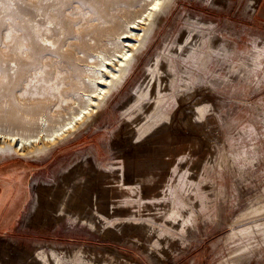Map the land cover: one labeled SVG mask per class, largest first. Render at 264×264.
<instances>
[{
	"label": "rangeland",
	"instance_id": "374dc122",
	"mask_svg": "<svg viewBox=\"0 0 264 264\" xmlns=\"http://www.w3.org/2000/svg\"><path fill=\"white\" fill-rule=\"evenodd\" d=\"M241 3L173 0L85 123L42 153H0V163L47 162L31 174L13 230L0 232V264H264V26ZM94 14L82 0H0V114L29 129L42 114L68 116L62 94L81 100L88 58L75 44L94 42ZM14 33L30 48L16 47ZM46 37L72 49V62ZM19 129L0 119V130ZM37 183L44 202L27 225Z\"/></svg>",
	"mask_w": 264,
	"mask_h": 264
},
{
	"label": "bare ground",
	"instance_id": "6f19581e",
	"mask_svg": "<svg viewBox=\"0 0 264 264\" xmlns=\"http://www.w3.org/2000/svg\"><path fill=\"white\" fill-rule=\"evenodd\" d=\"M173 0H82L83 3H87V5L95 12L97 20L100 22L99 30L96 29L94 42L90 43L89 40L82 41L81 43L74 44L76 47H80L82 51H87V58L88 62L85 64L87 65V69L85 72V80L81 84H84L82 87L80 86L81 91L77 93L80 95L81 100L73 97V93H71V89L66 91L62 94L63 98H69L72 100L71 107L69 108V114L65 118L57 119L51 121V118L48 117L46 114H42L41 123L38 125V129L35 127H31L30 129L24 126V120L21 116H17L14 113H8V115L0 114V119L6 121H15L19 120V124L22 127V130L19 129L18 131H3L0 130V153L4 151H16L21 154H39L46 149L58 142L59 140L66 137L69 133H71L76 128L80 127L83 123H85L95 112L99 110L102 102L106 100L108 95H110L113 90L123 82L127 72L130 69L134 59L136 58L137 54L145 47L147 41L151 33L155 30V28L161 22L163 15L166 14L169 10ZM217 1V0H216ZM38 2V1H37ZM72 4V3H71ZM140 6V8H136ZM85 7V6H83ZM255 1H251L248 8L254 9ZM86 8V7H85ZM136 8V9H135ZM44 10V9H43ZM87 9H85L86 11ZM12 11V10H11ZM45 12V11H44ZM58 12V11H57ZM56 12V13H57ZM64 12V9L63 11ZM68 12V11H67ZM82 12V11H81ZM41 13V12H39ZM91 13V12H90ZM89 13V14H90ZM43 14V13H42ZM93 14V13H92ZM94 14V15H95ZM80 15V14H79ZM78 15V16H79ZM85 15V14H82ZM88 15V14H87ZM93 15V16H94ZM52 16V15H51ZM58 16V15H57ZM120 16L124 18V21L121 22V25L118 27L113 26L114 21L116 18ZM66 17V16H65ZM71 17V16H70ZM69 17V18H70ZM83 17V16H82ZM88 15L85 18H89ZM68 18V17H67ZM75 18V17H74ZM77 18V17H76ZM84 18V17H83ZM95 18V17H94ZM58 19V18H57ZM60 19V18H59ZM71 19V18H70ZM69 19V20H70ZM121 19V18H120ZM119 22L117 24L120 23ZM62 20V19H61ZM60 20V21H61ZM56 22V23H60ZM73 21V19H72ZM80 21V19H79ZM91 21V20H90ZM89 21V22H90ZM63 22V21H62ZM88 22V21H87ZM18 24V23H17ZM75 24V23H74ZM59 25V24H57ZM73 25V23H72ZM85 25V24H84ZM88 25V24H87ZM91 26V25H90ZM93 27V26H92ZM116 27V28H115ZM55 28V27H54ZM58 28V27H57ZM87 28V27H86ZM90 28V27H89ZM72 29V28H71ZM83 29V28H82ZM85 29V28H84ZM48 30V29H47ZM41 31V29H40ZM46 31V30H45ZM81 31V30H80ZM86 31H88L86 29ZM92 31V30H91ZM95 31V30H94ZM48 32V31H46ZM51 32V31H50ZM78 32V31H76ZM82 32V31H81ZM6 33V32H5ZM34 33V32H33ZM40 33V32H39ZM44 34L43 32H41ZM89 33V32H88ZM87 33V34H88ZM7 34V33H6ZM15 34V33H14ZM29 34V33H28ZM49 34V33H48ZM76 34V33H75ZM94 34V33H93ZM34 35V34H33ZM68 35V34H67ZM71 35V34H69ZM68 35V36H69ZM82 35V33H81ZM36 36V35H35ZM44 36V35H43ZM51 35H48L50 37ZM4 37V36H3ZM53 37V36H52ZM56 37V36H55ZM77 37V36H75ZM91 37V35H90ZM33 38V36H32ZM66 38V36H65ZM15 41V46L19 47L21 50L30 48L28 44H23L20 41L18 34L13 36ZM48 42L46 45L50 47L52 52H56L57 55H60L61 58L67 62H72L71 50L61 51V42L57 39H49L45 38ZM75 39V38H74ZM73 39V40H74ZM5 40V38L3 39ZM8 40V39H7ZM11 40V39H10ZM82 40V39H81ZM87 40V39H86ZM114 43V46L108 48L109 41ZM13 41V40H12ZM34 41V39H33ZM42 42V41H41ZM39 43V42H38ZM65 43V42H64ZM72 42H67L69 46L73 45ZM30 44V43H29ZM37 44V43H36ZM32 45V44H31ZM34 45V44H33ZM113 45V44H112ZM30 46V45H29ZM65 46V45H63ZM36 47V46H35ZM113 47V48H112ZM49 49V48H48ZM34 50V49H33ZM47 50V49H46ZM93 52H92V51ZM49 51V50H48ZM77 51V50H75ZM79 51V50H78ZM50 55V54H49ZM78 55V54H77ZM80 55V54H79ZM51 56V55H50ZM76 56V55H75ZM74 56V57H75ZM57 57V56H56ZM82 57V56H81ZM54 58V57H53ZM26 59V58H25ZM49 59V58H48ZM81 59V58H80ZM6 60V59H5ZM53 60V59H52ZM51 60V61H52ZM77 61V59L75 60ZM86 61V60H85ZM4 62V61H3ZM7 62V61H6ZM47 62L46 60L44 63ZM54 62V61H53ZM74 62V61H73ZM81 64V62H79ZM86 63V62H82ZM42 64V63H41ZM155 65H150L148 71L150 74H155L154 69L157 65H161L162 63L158 62V60L154 63ZM51 65V64H50ZM74 65V64H73ZM84 66V67H85ZM49 67V66H48ZM78 68V67H76ZM165 68V67H164ZM52 69V68H51ZM55 69V68H54ZM67 69V68H66ZM47 70V69H46ZM59 70V68H58ZM163 70V69H162ZM166 70V69H165ZM56 71V70H55ZM63 71V70H62ZM61 71V73H62ZM65 71V70H64ZM63 71V72H64ZM77 71V70H76ZM160 71V68H159ZM48 72V71H47ZM165 72V71H164ZM169 72V71H167ZM56 73V72H55ZM74 73V72H73ZM49 75V74H48ZM78 74L76 73V76ZM82 75V74H81ZM152 75V76H153ZM169 75V74H168ZM60 76V74H59ZM63 76V74L61 75ZM80 76V75H79ZM50 77V76H49ZM56 77V75H55ZM74 75L69 73L67 78H69V82L66 84L72 85V78ZM150 77V76H149ZM169 78V76H167ZM57 78V77H56ZM151 78V77H150ZM155 78V77H154ZM161 77H159L160 79ZM64 79V78H62ZM153 78L151 79V81ZM166 80V79H165ZM157 81V80H156ZM57 82V80H56ZM62 82V81H61ZM155 82V81H154ZM63 83V82H62ZM76 82H74L73 85ZM164 83V82H163ZM53 84V81H52ZM50 84V85H52ZM78 84V83H77ZM151 84V83H150ZM157 84H160V82ZM57 85V84H56ZM153 85V84H151ZM150 85V87H151ZM65 86V85H64ZM51 88V86L48 85ZM72 87V86H71ZM153 87V86H152ZM48 88L49 90H51ZM53 88V87H52ZM56 88V87H55ZM47 89V90H48ZM69 89V88H68ZM63 90V89H62ZM74 89L73 91H76ZM147 90V89H146ZM149 90V89H148ZM43 91V90H42ZM59 91V89H58ZM57 91V92H58ZM72 91V92H73ZM78 91V90H77ZM44 92V91H43ZM51 92V91H49ZM55 92V89L54 91ZM76 93V92H75ZM56 94V93H54ZM58 94V93H57ZM60 95V94H58ZM76 95V96H77ZM52 96V95H51ZM61 96V97H62ZM79 97V96H78ZM57 98V96H56ZM61 98V99H63ZM60 99V96H59ZM68 99V100H69ZM57 100V99H56ZM67 100V99H66ZM70 100V101H71ZM81 101V102H80ZM61 102V101H60ZM64 100L63 105H67V102ZM70 103V102H69ZM68 103V104H69ZM39 108H42V104L39 103ZM37 107V108H38ZM68 108V107H67ZM197 108V107H196ZM203 106H198V109L202 111ZM197 109V110H198ZM34 110V109H33ZM198 110V111H199ZM43 111V110H42ZM40 110V112H42ZM39 112V111H38ZM66 112V111H65ZM66 112V113H67ZM203 112V111H202ZM61 117V115H60ZM63 117V115H62ZM33 120V118H29ZM29 131H28V130ZM80 172V171H79ZM73 174V172H72ZM71 174V175H72ZM81 174V173H80ZM77 176V175H76ZM66 178V177H65ZM68 179V178H67ZM71 179V178H70ZM72 180V179H71ZM92 182V181H91ZM94 183V182H93ZM92 183V184H93ZM90 184V183H89ZM88 184V185H89ZM90 184V185H92ZM87 185V186H88ZM45 187V186H43ZM77 187V186H75ZM92 187V186H91ZM35 192H36V202L32 206V211L27 216L25 220V224L31 225L32 218L35 213L41 211L40 209L43 206L44 202V195L41 190L40 184H35ZM49 188V187H48ZM94 188V186H93ZM130 188V187H129ZM128 188V189H129ZM135 188V187H132ZM61 189V188H60ZM62 188L61 190H63ZM100 189V188H99ZM59 190V189H58ZM57 190V192H58ZM60 190V191H61ZM76 190V189H75ZM79 190V189H78ZM85 190V189H84ZM133 190V189H131ZM49 191V190H48ZM54 191V190H53ZM46 192V191H45ZM89 192H91L89 190ZM98 192V191H97ZM103 192V191H102ZM83 193V192H82ZM86 193V192H85ZM96 194V192H94ZM51 194V193H50ZM53 194V193H52ZM66 194V193H65ZM81 194V192H80ZM91 194V193H90ZM47 195V194H45ZM101 195V194H100ZM58 196V195H57ZM63 196V195H62ZM84 196H86L84 194ZM83 196V197H84ZM103 196V195H102ZM61 197V196H60ZM59 197V198H60ZM74 196H72L73 198ZM77 197V196H76ZM58 198V197H56ZM62 198V197H61ZM71 198V197H70ZM89 198V197H88ZM53 199V198H52ZM84 199V198H83ZM87 199V198H86ZM102 199V198H101ZM62 200V199H61ZM69 200V199H68ZM71 200V199H70ZM85 200V199H84ZM92 200V199H91ZM90 200V201H91ZM87 201V200H86ZM56 202H59L58 200ZM67 202V201H66ZM69 202V201H68ZM76 202V201H72ZM82 202V201H81ZM48 203V202H47ZM95 203V202H94ZM102 203V201H101ZM69 204V203H68ZM77 207L79 206V203ZM90 204V203H89ZM100 204V203H99ZM47 205V204H46ZM60 205V204H58ZM70 205V204H69ZM75 205V204H74ZM93 205V204H92ZM101 205V204H100ZM105 205V204H104ZM81 206V205H80ZM89 206V205H88ZM99 206V205H97ZM48 207V206H47ZM50 207V206H49ZM59 207V206H58ZM62 207V206H61ZM71 207V205H70ZM75 207V206H74ZM45 208V207H44ZM52 208V207H51ZM55 208V207H54ZM53 208V209H54ZM69 208V207H68ZM80 208V207H79ZM90 208V207H88ZM102 208V207H100ZM57 209V208H56ZM59 209V208H58ZM64 209V208H63ZM77 209V208H76ZM82 209V208H81ZM49 210V209H48ZM72 210V208H71ZM90 210V209H89ZM44 211V210H43ZM83 211V210H82ZM95 210H93L94 212ZM101 211H103L101 209ZM47 212V211H45ZM57 212V210L55 211ZM70 212V211H69ZM73 212V211H72ZM91 212V211H90ZM49 213V212H48ZM92 213V212H91ZM39 214V213H38ZM55 214V213H54ZM76 213H74L75 215ZM45 215V214H44ZM80 215V214H79ZM102 215V214H101ZM37 216V215H36ZM42 216V215H41ZM50 216V215H49ZM105 216V215H104ZM109 216V215H108ZM52 217V216H51ZM59 217V216H58ZM92 217V216H91ZM94 217V216H93ZM84 219V217H82ZM98 220V218L95 216ZM48 216H42V220L46 221ZM52 220V219H51ZM87 222V221H86ZM37 223V222H36ZM40 223V222H39ZM91 224V223H90ZM98 224V223H97ZM101 225V224H100ZM97 225H95L96 227ZM5 240V239H3ZM10 242H13L14 239L10 238L7 239ZM14 244V243H13ZM40 254V253H39ZM31 256V255H30ZM42 256V254H40ZM33 258V257H32ZM30 259V258H29ZM39 259V258H38ZM32 260V259H31ZM42 260V259H41ZM29 262V261H28ZM34 264V263H33Z\"/></svg>",
	"mask_w": 264,
	"mask_h": 264
},
{
	"label": "crops",
	"instance_id": "0c3cea01",
	"mask_svg": "<svg viewBox=\"0 0 264 264\" xmlns=\"http://www.w3.org/2000/svg\"><path fill=\"white\" fill-rule=\"evenodd\" d=\"M232 3L243 1L244 9L253 0H229ZM255 8L252 10V17L255 21L264 26V0H254ZM241 3V4H240ZM47 167L44 164L27 162L22 158H12L9 161L0 163V185L4 191L0 198V232L13 230L16 221L22 214L30 196V176L38 170ZM7 216V217H5Z\"/></svg>",
	"mask_w": 264,
	"mask_h": 264
},
{
	"label": "flooded vegetation",
	"instance_id": "af4514ba",
	"mask_svg": "<svg viewBox=\"0 0 264 264\" xmlns=\"http://www.w3.org/2000/svg\"><path fill=\"white\" fill-rule=\"evenodd\" d=\"M3 191H4V188H3V186L0 185V198L2 197ZM5 217H7V216H5Z\"/></svg>",
	"mask_w": 264,
	"mask_h": 264
}]
</instances>
